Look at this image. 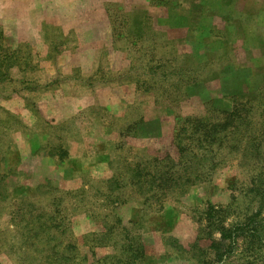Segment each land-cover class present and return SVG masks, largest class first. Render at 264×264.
I'll return each mask as SVG.
<instances>
[{"label":"rangeland","instance_id":"rangeland-1","mask_svg":"<svg viewBox=\"0 0 264 264\" xmlns=\"http://www.w3.org/2000/svg\"><path fill=\"white\" fill-rule=\"evenodd\" d=\"M262 200L264 0H0V264H264Z\"/></svg>","mask_w":264,"mask_h":264},{"label":"trees","instance_id":"trees-1","mask_svg":"<svg viewBox=\"0 0 264 264\" xmlns=\"http://www.w3.org/2000/svg\"><path fill=\"white\" fill-rule=\"evenodd\" d=\"M255 91V90H254ZM256 92V91H255ZM179 134H181L182 130H179ZM188 179V178H187ZM188 180L185 179V181H181L178 184H176V189H178L179 192H181L185 187H187ZM261 203L264 205V200L261 201ZM255 217L246 220L249 221L248 225L250 226L251 231V239H253V236H256L259 241L264 243V227L261 228L263 222L261 221V218H259L260 215H253ZM244 224H235L234 226H242Z\"/></svg>","mask_w":264,"mask_h":264}]
</instances>
